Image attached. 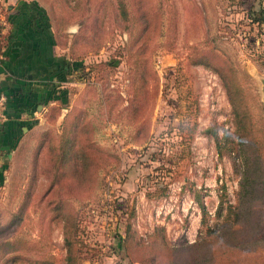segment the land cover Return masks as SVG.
<instances>
[{
    "label": "rangeland",
    "instance_id": "obj_1",
    "mask_svg": "<svg viewBox=\"0 0 264 264\" xmlns=\"http://www.w3.org/2000/svg\"><path fill=\"white\" fill-rule=\"evenodd\" d=\"M27 1L41 4L59 36L79 33L75 52L81 56L72 59L84 68L66 75V102L46 106L44 121L3 173L0 264H63L61 223L46 203L49 196L43 195L49 182L43 172L48 156L38 158L34 183L29 181L30 165L37 135L46 130L57 135L64 114L75 104L97 123L95 141L119 159L114 167L99 169L96 189L81 187L73 179L62 181L60 193L70 197L75 211L79 264H139L119 247L126 227L142 241L161 227L171 246L193 243L206 230L220 228L223 216L216 218L215 209L220 203L224 215L227 205L235 203L243 166L234 151L221 148L219 154L212 136L220 138L234 129L221 78L213 68L190 63L189 58L195 51L199 56L213 51L231 63L251 133L264 141L259 82L264 78V35L245 13L260 1L264 7V0H123L125 20L118 14L117 0ZM96 40L99 45L92 48ZM138 59L145 61L141 67L147 82L142 89L134 74ZM207 59L221 64L214 57ZM105 93L111 97L100 101ZM133 107L138 111L132 122ZM98 115L101 122L95 120ZM29 186L23 219L13 224L11 215ZM41 196L45 199L34 205ZM263 205L259 200L245 204L249 224L238 217L244 221L236 224L240 238L258 233ZM14 239L17 248L11 251L4 244ZM253 247H264V240Z\"/></svg>",
    "mask_w": 264,
    "mask_h": 264
},
{
    "label": "trees",
    "instance_id": "obj_2",
    "mask_svg": "<svg viewBox=\"0 0 264 264\" xmlns=\"http://www.w3.org/2000/svg\"><path fill=\"white\" fill-rule=\"evenodd\" d=\"M117 9L118 14L125 20L126 9L123 0H117ZM0 11L5 13L7 7L0 4ZM38 11L46 17L41 8ZM245 13L249 23L255 24L259 28L260 33L264 35V7L261 1L257 7H250ZM7 17H5L6 20ZM2 28L1 26L0 49L3 46ZM54 29L56 34L55 41L58 46L65 49V54L67 55L66 59L63 58V60L60 59L59 61V66L63 69L59 72L60 78L58 82H63L66 79V75L79 68H84L77 62L81 55L75 52L81 37L78 32L74 34L62 32L59 36L57 26L54 25ZM95 43L92 48L98 47V40ZM206 55L207 53L201 52L199 56L198 52L195 51L194 57H190L189 62L211 67L219 74L231 106L233 132H224L220 138L214 134L212 136L219 154L222 152L221 148H224L229 153L234 151L233 153L241 160L243 169L236 191V201L234 204L227 205L224 215H221L222 205L219 203L215 209V215L216 218L223 216L220 228L206 230L203 235H200L197 240L190 244L168 245L161 227H155L146 240L142 241L133 238L129 228L126 227L124 235L119 236V247H123L131 262L139 264H263L264 262L255 263L256 259H264V255L261 253L264 247H256L255 249L253 247L255 243L264 240V232L262 231L264 215H262L261 211L258 226L260 230L251 236L253 238H240V228L236 227V224L244 221L245 226L249 224L247 217L249 215L246 213L248 210H245L246 203L252 200H259L260 203L264 202V141L257 139L251 133L252 123L241 95L240 86L234 75V67L226 58H221L213 51L209 56ZM76 57H78L77 60L72 59ZM207 57H214L221 64L212 62ZM71 60H74V63ZM144 64L145 61L143 59H138L134 62L135 69H137L134 74L135 77H139L138 83L141 89L147 82L146 70L141 67ZM80 74L83 76L84 71ZM59 86L60 83H51L46 100L59 101L62 104L66 102V89ZM136 92L137 90L133 92V99L128 100V107L132 106ZM144 92V90H141L139 95H143ZM109 97L111 95L105 93L100 97V101H108ZM53 110L54 112L57 111L56 109ZM137 111L138 109L135 107L131 109L132 122L137 118ZM95 120L101 122L99 115ZM98 128L97 123L92 120L86 110L75 104L64 114L60 132L57 135L46 130L39 133L36 137V144L31 158L29 181L35 182L37 175L33 174V169L35 170L37 166L38 158L45 153L48 156V163L43 172L49 176V182L43 195L49 196L46 203L50 207V211L53 212L54 218L61 223L63 243L66 251L63 264H79V259L74 250V237L77 228L75 211L70 197L63 196L60 193L64 188L62 181L65 178L73 179L81 187L96 189L99 184V169L110 165L114 167L119 163V159L115 154H112L95 141L93 135ZM193 131V127L189 129V136L193 134ZM2 181L3 171L1 169L0 185ZM29 192H31V186L28 187L27 193L22 198L18 209L11 215L10 222H13V224H17L23 219L22 212L28 201ZM42 199L45 198L41 196L34 205L37 204L38 206ZM238 217L243 218L244 221H240ZM17 243L16 239L7 240L4 245L13 251L16 250Z\"/></svg>",
    "mask_w": 264,
    "mask_h": 264
},
{
    "label": "crops",
    "instance_id": "obj_3",
    "mask_svg": "<svg viewBox=\"0 0 264 264\" xmlns=\"http://www.w3.org/2000/svg\"><path fill=\"white\" fill-rule=\"evenodd\" d=\"M1 2V1H0ZM3 46L0 49V97H4L0 120V170L12 165L21 146L44 121L51 83L58 82L60 59L65 49L55 41V29L38 11L42 6L27 0H7ZM62 75V74H61ZM59 86V87H60ZM47 101V102H46Z\"/></svg>",
    "mask_w": 264,
    "mask_h": 264
},
{
    "label": "built area",
    "instance_id": "obj_4",
    "mask_svg": "<svg viewBox=\"0 0 264 264\" xmlns=\"http://www.w3.org/2000/svg\"><path fill=\"white\" fill-rule=\"evenodd\" d=\"M5 23V16L4 14L0 11V27L3 26V24ZM3 103H4V97H0V120L3 119L4 115H3Z\"/></svg>",
    "mask_w": 264,
    "mask_h": 264
},
{
    "label": "water",
    "instance_id": "obj_5",
    "mask_svg": "<svg viewBox=\"0 0 264 264\" xmlns=\"http://www.w3.org/2000/svg\"><path fill=\"white\" fill-rule=\"evenodd\" d=\"M259 82H260V91L262 95L264 96V78H260Z\"/></svg>",
    "mask_w": 264,
    "mask_h": 264
}]
</instances>
